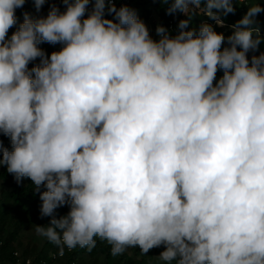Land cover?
Returning <instances> with one entry per match:
<instances>
[{
  "label": "clouds",
  "instance_id": "9594fccd",
  "mask_svg": "<svg viewBox=\"0 0 264 264\" xmlns=\"http://www.w3.org/2000/svg\"><path fill=\"white\" fill-rule=\"evenodd\" d=\"M46 2L32 0L37 12ZM61 2L24 12L9 36L26 0H0V135L11 144L0 141V167L39 193L51 219L37 236L61 256L99 239L114 257L163 246V264H264V52L248 56L264 7L161 0L187 19L175 35L157 25L154 39L127 4ZM237 5L247 12L227 38L189 27L196 15L222 27Z\"/></svg>",
  "mask_w": 264,
  "mask_h": 264
},
{
  "label": "trees",
  "instance_id": "16d2710c",
  "mask_svg": "<svg viewBox=\"0 0 264 264\" xmlns=\"http://www.w3.org/2000/svg\"><path fill=\"white\" fill-rule=\"evenodd\" d=\"M126 0H116L117 7L121 6L120 2ZM127 5L137 10L138 17L142 19L146 25L156 14L158 17L159 25L164 26L170 30L172 35H175L178 31L177 24L179 21L174 23L176 18L187 19L182 13H175L172 15L167 14L166 9L168 4L161 3V0H127ZM262 7H264V0H258ZM55 3L57 7L64 10L65 5L61 0H47L44 6L39 12L36 11L35 6L32 2L26 3L23 8L16 10L17 25L9 30V36L19 26V23L23 21V13L28 12L33 17L46 16L51 5ZM140 5V11L138 9ZM247 12V6L237 5L234 13H230L225 17L224 26H219L215 21L211 20L207 16L196 15L193 17L192 23L189 25L190 28H199L202 22L211 23L217 32L223 33L227 38L232 34V25L240 20L243 15ZM107 18H112L111 16ZM261 37L264 38V12H261L256 17ZM171 24L174 28L171 29ZM150 31V30H149ZM150 35L154 39H158L155 33L150 31ZM225 46H227V40H225ZM47 53L59 50L61 45H40ZM264 52V39L258 49L255 52H249L248 56L251 58L252 55H259ZM38 63V61L34 62ZM32 67V64H31ZM222 71L218 72L217 78L222 76ZM0 141H2L4 147L11 149L10 139L7 136L0 135ZM0 186L4 189L0 193V264H26L27 259L31 260V264H41L46 262L47 264H163L159 263L157 257L164 250V247L151 249L147 254L142 255L139 247L130 248L129 251H125L120 256H112L110 252V245L105 241L97 239V244L92 251H87L77 247L72 252H64L62 258H55L53 254H58V248L50 243L47 239L42 246L38 243H34L31 240L28 241L25 246L21 241L22 231L27 227H34L35 225L48 224L51 217L40 216V204L39 193L34 190L32 182L27 178L25 182L17 183L14 176L7 173L5 167H0ZM45 189L41 186L40 191ZM69 211L67 205L56 209L55 216L66 215ZM22 252H19V250ZM17 253V255H16Z\"/></svg>",
  "mask_w": 264,
  "mask_h": 264
},
{
  "label": "rangeland",
  "instance_id": "374dc122",
  "mask_svg": "<svg viewBox=\"0 0 264 264\" xmlns=\"http://www.w3.org/2000/svg\"><path fill=\"white\" fill-rule=\"evenodd\" d=\"M28 2H32V0H28ZM139 11H140V5L138 7ZM159 25L158 23V17L157 15L155 14L154 15V19L150 20L147 24V27L149 28V30L152 32V33H155V28L156 26ZM27 180V178H24L22 180V182H25ZM4 188L0 186V193L2 192ZM34 227H27L25 228L23 231H22V234H21V241L22 243L26 246L28 241L31 240L32 242L34 243H38L40 246L43 245V243H45L46 241V238L44 237H40V236H37V234L35 233L34 231ZM130 248L127 249L126 251H129L130 252ZM19 252H22V250L20 249ZM159 263H161V261L158 260Z\"/></svg>",
  "mask_w": 264,
  "mask_h": 264
},
{
  "label": "built area",
  "instance_id": "2783aa9c",
  "mask_svg": "<svg viewBox=\"0 0 264 264\" xmlns=\"http://www.w3.org/2000/svg\"><path fill=\"white\" fill-rule=\"evenodd\" d=\"M115 2H116V0H115ZM127 0L126 1H121L120 2V4L121 5H123V4H127ZM116 4H117V2H116ZM91 7H92V5H91V3H90V5H89V9H91ZM182 15L183 16H185L183 13H182ZM179 18H176V20L174 21V23H176L177 21H179L178 20ZM174 28V26H173V24H171V29H173ZM29 67H31V64L29 65ZM72 251H74V250H68L67 248H65V252H72ZM65 254V253H64ZM16 255H17V253H16ZM64 256V255H63ZM63 256H61V255H59V254H53V257L55 258V260L57 259V258H62ZM28 261H31L30 259H27V262H26V264H28ZM41 264H47L46 262H42Z\"/></svg>",
  "mask_w": 264,
  "mask_h": 264
}]
</instances>
